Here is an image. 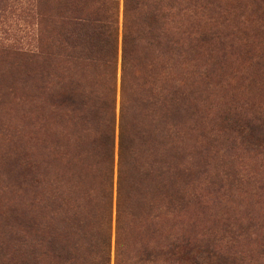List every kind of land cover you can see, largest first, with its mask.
<instances>
[{"label":"rangeland","instance_id":"obj_1","mask_svg":"<svg viewBox=\"0 0 264 264\" xmlns=\"http://www.w3.org/2000/svg\"><path fill=\"white\" fill-rule=\"evenodd\" d=\"M159 1L0 0V264H201L209 251L227 262L203 264H264V0H162L161 13L187 53L162 69L155 53L158 71L148 88L164 100L161 88L175 78L191 114L178 127L177 159L164 136L169 166L141 208L119 202L118 159L111 198L99 177L85 186L90 195L78 192L60 154L53 158L67 172L57 180H65L64 196L44 202L17 180L22 138L35 159L41 71L51 89L94 73L96 87L114 92L119 131L127 117L123 40L135 36L137 15L143 19ZM88 26L102 31L94 39L117 45L90 65L81 46L72 48L88 41ZM207 32L208 41H198Z\"/></svg>","mask_w":264,"mask_h":264},{"label":"trees","instance_id":"obj_2","mask_svg":"<svg viewBox=\"0 0 264 264\" xmlns=\"http://www.w3.org/2000/svg\"><path fill=\"white\" fill-rule=\"evenodd\" d=\"M195 1L199 3V0H192L191 3ZM160 6H163L162 0L143 19L137 15L140 24L133 27L135 36H127L123 40L121 100L124 104L123 112L127 107V117L121 119L118 132L113 113L114 92L109 87L108 91L96 87L98 77L94 73L71 77L67 87L51 89L47 85L49 73L40 72L39 86L34 94L35 100H38V126L33 146L36 156L33 154L35 159H32V146L29 147V141L22 138L15 162L20 185L27 190L36 188L38 196L41 194L42 198L48 197L43 199L44 202L65 194L59 185L65 180H57L65 178L67 172L58 171L60 168L56 167L57 159L53 158L56 157L55 154H60L57 156L60 160H66L64 170H68L71 181L75 178L79 182L78 192L90 195L91 191L86 190L85 186L99 177L105 189L104 196L109 198L114 191V163L118 159L119 202H131L137 209L148 202L153 185L164 181L165 170L169 166L167 157L170 156L164 152V136L173 140L170 153L173 151V158L177 159L178 127L183 118L191 114V106L188 98L185 97L184 101L181 88L172 83L175 78L171 77L165 84L167 87L161 88V94H165L164 100V95L157 94L156 99L154 90L148 88V80L158 71L156 64L159 63H156L155 53L159 52L161 59L163 58L161 69L167 68L173 59H179L183 53H187L181 34L176 32L175 27H168ZM96 33L99 35L102 31L97 26H88L85 30L88 41L72 45L74 49L81 46L86 54V64L89 65L97 62L94 60L96 57L101 59L104 56L103 61L105 56L112 55L113 52L115 54L117 48L115 42L108 44L104 40L94 39L93 34ZM209 35L213 34L207 32L198 41L207 42ZM105 61L107 65L113 59ZM153 107L155 114H152ZM57 124L62 126L59 127L60 131L52 129ZM232 126L240 132L237 118ZM250 131L254 137L257 136L255 128H250ZM262 139L264 140V134ZM92 167L97 171L95 176L89 172ZM54 177L58 185L54 182ZM40 213L44 214L45 211L41 210ZM211 254L209 251L201 256L199 263H210L212 260L227 262Z\"/></svg>","mask_w":264,"mask_h":264}]
</instances>
